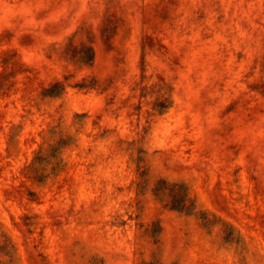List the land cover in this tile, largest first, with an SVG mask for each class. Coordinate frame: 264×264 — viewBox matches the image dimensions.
Wrapping results in <instances>:
<instances>
[{
	"label": "rangeland",
	"instance_id": "374dc122",
	"mask_svg": "<svg viewBox=\"0 0 264 264\" xmlns=\"http://www.w3.org/2000/svg\"><path fill=\"white\" fill-rule=\"evenodd\" d=\"M0 264H264V0H0Z\"/></svg>",
	"mask_w": 264,
	"mask_h": 264
}]
</instances>
